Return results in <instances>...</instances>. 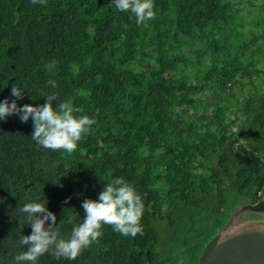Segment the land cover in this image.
<instances>
[{
	"label": "trees",
	"instance_id": "16d2710c",
	"mask_svg": "<svg viewBox=\"0 0 264 264\" xmlns=\"http://www.w3.org/2000/svg\"><path fill=\"white\" fill-rule=\"evenodd\" d=\"M110 3L0 0V101L13 85L20 107L55 93L54 107L70 100L97 121L69 154L38 146L31 118L0 120V264L26 251L25 203L39 198L67 238L60 221L82 222V201L113 178L141 196L143 235L105 225L75 260L49 251L37 264H198L264 197V0H154L147 27Z\"/></svg>",
	"mask_w": 264,
	"mask_h": 264
},
{
	"label": "clouds",
	"instance_id": "9594fccd",
	"mask_svg": "<svg viewBox=\"0 0 264 264\" xmlns=\"http://www.w3.org/2000/svg\"><path fill=\"white\" fill-rule=\"evenodd\" d=\"M33 4L47 5L48 0H31ZM112 5L122 12H130L137 25L147 27V22L155 19L154 0H111ZM45 69L50 73L55 68L54 63H46ZM48 85L56 88L55 80H48ZM194 83V82H193ZM25 88L13 85L9 101H0V120L17 115L21 122L27 123L31 118L33 133L31 139L38 146L69 154L77 148L82 136L89 134L92 126L97 123L94 117L76 115L83 111L75 107L70 100L62 101L54 107L57 100L55 93L46 95V102L39 106L24 104L18 106L17 100L25 95ZM70 199V198H69ZM33 200L19 208L27 214L28 224L32 231L30 235H20L18 243L27 246L15 256V264H37L40 256L51 251L59 259L75 260L81 252L90 247L103 234V226H111L114 232L125 237L135 238L143 235L141 219L144 214V203L134 186L123 177L113 178L103 185L98 199L86 198L82 201L85 216L82 222L75 223L77 214L69 215L60 223L72 224V230L67 238L60 237L57 231V217L42 202ZM68 201L66 200L65 203ZM243 207V206H242ZM51 221V223H47ZM47 224V226H46ZM178 264H184L181 257Z\"/></svg>",
	"mask_w": 264,
	"mask_h": 264
},
{
	"label": "water",
	"instance_id": "95a60500",
	"mask_svg": "<svg viewBox=\"0 0 264 264\" xmlns=\"http://www.w3.org/2000/svg\"><path fill=\"white\" fill-rule=\"evenodd\" d=\"M242 212L264 215V198ZM233 233L220 232L207 244L198 264H264V222L243 223Z\"/></svg>",
	"mask_w": 264,
	"mask_h": 264
},
{
	"label": "rangeland",
	"instance_id": "374dc122",
	"mask_svg": "<svg viewBox=\"0 0 264 264\" xmlns=\"http://www.w3.org/2000/svg\"><path fill=\"white\" fill-rule=\"evenodd\" d=\"M256 214H251V213H246V212H242V208H238L233 215L228 219L227 221V225L221 229L217 234H219L220 232L222 233H233L235 228H238L240 226H242L241 224L245 223H249L251 221L253 222H264V217L263 220H255L254 216ZM256 217V216H255Z\"/></svg>",
	"mask_w": 264,
	"mask_h": 264
},
{
	"label": "flooded vegetation",
	"instance_id": "af4514ba",
	"mask_svg": "<svg viewBox=\"0 0 264 264\" xmlns=\"http://www.w3.org/2000/svg\"><path fill=\"white\" fill-rule=\"evenodd\" d=\"M255 216H254L255 220H263V217H264V215H255Z\"/></svg>",
	"mask_w": 264,
	"mask_h": 264
}]
</instances>
